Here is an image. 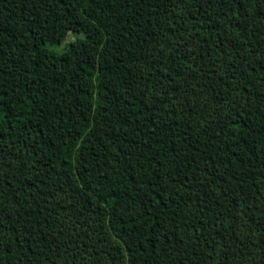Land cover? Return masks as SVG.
<instances>
[{"label":"trees","instance_id":"obj_1","mask_svg":"<svg viewBox=\"0 0 264 264\" xmlns=\"http://www.w3.org/2000/svg\"><path fill=\"white\" fill-rule=\"evenodd\" d=\"M0 264H264V0H0Z\"/></svg>","mask_w":264,"mask_h":264},{"label":"rangeland","instance_id":"obj_2","mask_svg":"<svg viewBox=\"0 0 264 264\" xmlns=\"http://www.w3.org/2000/svg\"><path fill=\"white\" fill-rule=\"evenodd\" d=\"M72 37L73 36L69 34L68 35V41H70L72 39ZM47 47H49L53 51H56V52L60 53L62 51V49H63V44H61V45H54V46H48L47 45Z\"/></svg>","mask_w":264,"mask_h":264}]
</instances>
